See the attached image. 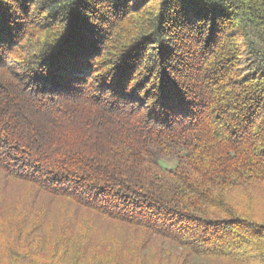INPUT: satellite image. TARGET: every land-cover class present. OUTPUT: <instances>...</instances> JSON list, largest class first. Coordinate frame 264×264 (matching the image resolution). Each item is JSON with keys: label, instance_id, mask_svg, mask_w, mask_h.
<instances>
[{"label": "trees", "instance_id": "16d2710c", "mask_svg": "<svg viewBox=\"0 0 264 264\" xmlns=\"http://www.w3.org/2000/svg\"><path fill=\"white\" fill-rule=\"evenodd\" d=\"M11 1L0 0L3 50ZM151 1L34 0L57 26L28 35L21 73L0 80V187L26 196L0 215L15 230L2 227L0 264H264V126L250 133L264 41L236 30L249 57L233 89L195 45L226 20L264 25V0ZM135 15L148 18L133 42L109 45L106 71L89 75L105 26ZM227 45L213 55L225 70Z\"/></svg>", "mask_w": 264, "mask_h": 264}, {"label": "rangeland", "instance_id": "374dc122", "mask_svg": "<svg viewBox=\"0 0 264 264\" xmlns=\"http://www.w3.org/2000/svg\"><path fill=\"white\" fill-rule=\"evenodd\" d=\"M21 1L22 0H13L11 1V4L14 6V10L10 9L11 11V16L15 14V22L12 21V24L15 23V27H13L14 31L12 36H9L11 45L7 46L5 43L4 50L0 49V80H14L15 73L17 72L18 74L21 73L20 65L19 63L22 62L28 55V52L31 51V41L27 42L28 35H31L30 39L32 42L36 41H41L46 38V36L51 33L57 25L54 26L53 22L48 23V24H43V15L42 12L38 14V11L36 10V5L34 6V0L29 1L26 4L25 8H21ZM37 1V0H36ZM158 6L159 5V0H153L151 3L148 5L149 6ZM147 7V8H148ZM132 8L133 10H138L137 8V3H131L129 4V9ZM137 8V9H136ZM152 9V8H151ZM45 10V9H44ZM40 15V16H39ZM125 15V14H124ZM123 15V16H124ZM140 16V17H139ZM139 17V18H138ZM135 15L133 17H128L124 18L122 22H120L118 25L117 23L114 24H109L105 26V30L103 29V32L101 33V37L99 40V46H98V55L99 57L95 58L94 56H90L91 60V65H95L94 69L92 72L88 71V74H92L93 71L94 75L97 74V71L100 70L104 72L106 71V68L104 64L105 60L104 57L108 51L109 45L116 48L118 46H123L125 44H130L133 42V39L136 38V36L139 34L141 25L147 23V18L148 15ZM20 19V21H19ZM240 24L242 26L240 27ZM223 28L219 33L215 35V39L211 41V44L207 45L204 42L195 44L198 48L202 46L206 54H204L205 57V63L202 65H206V63L211 59V60H217L218 62L216 66H218L219 70L214 71L213 66H211V71L213 72V77L214 79H220L222 77L221 82H225L228 86H232L229 89L235 88L231 81L233 82H241L243 80V77L246 76L247 73V62H241L238 58H245L249 57V54L244 52V51H239L236 52L234 51V48L236 46H239L242 42L236 41L234 39H238L239 36L243 34L242 31H237L238 27L241 28L242 30L246 29L250 33V37L252 40L256 42V44H259L260 40L264 41V25L263 23H260V21L256 20L255 23H250V22H240L239 20H226L225 23L222 26ZM108 28V29H107ZM107 30V32H106ZM235 30V34L232 36V38L229 37V34ZM10 33H12L10 31ZM234 41L235 43H233ZM229 42L228 48L229 52H231V56L233 59V62L231 63V69H221L224 68V64H221L222 61V56H218L216 59L213 58L214 53L218 50L219 52L221 51L222 45L226 44ZM237 42V45H236ZM234 46V47H233ZM227 48V49H228ZM203 51V53H204ZM112 53V50H110ZM243 52V55L241 53ZM96 55V54H95ZM200 55V53H199ZM110 56V55H109ZM200 57V56H199ZM110 58V57H109ZM103 59V60H102ZM220 65V66H219ZM228 64H226L227 66ZM105 68V69H104ZM217 68V67H216ZM75 75V73L73 74ZM93 75V76H94ZM232 76V79L230 76ZM230 77V78H228ZM17 78V76H16ZM225 80H224V79ZM72 81V79H71ZM121 83H124L123 80H120ZM73 82V81H72ZM241 90V89H239ZM260 116V117H259ZM255 125L250 131L254 132L258 126H264V112L262 114H257L255 119H254ZM168 167H172L174 165V162L168 161L166 164ZM3 187H0V215L5 214L8 217L10 215H13V209L15 208V194L21 196L24 200L26 199V196L22 195L20 190L16 188V186H12L11 189L8 191L6 189L2 190ZM5 191L8 195L6 198H2L3 195H1V192ZM4 192V193H5ZM3 193V194H4ZM4 199V200H2ZM3 225V226H2ZM2 227H11L13 230V233L15 232L14 230V223L10 222V225L7 223L3 224V221L0 220V229ZM3 238L7 240L6 234L8 233H3V229L1 231ZM11 235V232H10ZM15 234L12 235L14 238ZM193 264H200V261H193Z\"/></svg>", "mask_w": 264, "mask_h": 264}]
</instances>
